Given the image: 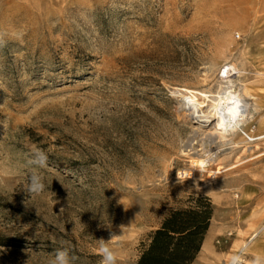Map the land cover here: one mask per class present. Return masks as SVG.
<instances>
[{"label":"rangeland","instance_id":"374dc122","mask_svg":"<svg viewBox=\"0 0 264 264\" xmlns=\"http://www.w3.org/2000/svg\"><path fill=\"white\" fill-rule=\"evenodd\" d=\"M221 86L245 115L190 121L212 98L177 88ZM251 128L264 132V0H0V264H50L58 248L101 264L100 241L136 264L195 196L211 202L220 264L245 243V264H264Z\"/></svg>","mask_w":264,"mask_h":264},{"label":"trees","instance_id":"16d2710c","mask_svg":"<svg viewBox=\"0 0 264 264\" xmlns=\"http://www.w3.org/2000/svg\"><path fill=\"white\" fill-rule=\"evenodd\" d=\"M208 197L195 196L186 208L175 209L149 236L136 264H191L209 227Z\"/></svg>","mask_w":264,"mask_h":264},{"label":"bare ground","instance_id":"6f19581e","mask_svg":"<svg viewBox=\"0 0 264 264\" xmlns=\"http://www.w3.org/2000/svg\"><path fill=\"white\" fill-rule=\"evenodd\" d=\"M242 3H246L249 0H241ZM227 74H225L224 77H226ZM180 92H187V93H198L202 96H210L212 99V111L204 113L201 110H198L192 108L189 106L190 111L187 113V117L190 121H193L195 123H207L211 122L214 119H216L215 127L218 129H224L226 125V120H231L232 118H235L236 115L243 116L245 115L246 109H248L247 103L242 101L240 98H236L237 96L228 91L227 87L221 86V89L217 91V93L214 94H204L202 92H193L192 90L186 89V88H177ZM191 97V96H190ZM239 106H242V108H238ZM222 133V132H220ZM199 165L203 164L202 160H199ZM244 249L247 248V243L243 245Z\"/></svg>","mask_w":264,"mask_h":264},{"label":"clouds","instance_id":"9594fccd","mask_svg":"<svg viewBox=\"0 0 264 264\" xmlns=\"http://www.w3.org/2000/svg\"><path fill=\"white\" fill-rule=\"evenodd\" d=\"M31 162L37 167H44L46 166L47 156L42 151H36ZM44 187L42 178L38 175H33L26 184L25 191L29 195H38L43 192ZM100 242L99 253L102 256L101 264H117V255L114 250L107 246V242ZM50 264H73V258L69 255L68 249L58 248Z\"/></svg>","mask_w":264,"mask_h":264},{"label":"crops","instance_id":"0c3cea01","mask_svg":"<svg viewBox=\"0 0 264 264\" xmlns=\"http://www.w3.org/2000/svg\"><path fill=\"white\" fill-rule=\"evenodd\" d=\"M210 228L207 230L200 250L191 264H220L223 258L222 252L213 244L211 239Z\"/></svg>","mask_w":264,"mask_h":264},{"label":"built area","instance_id":"2783aa9c","mask_svg":"<svg viewBox=\"0 0 264 264\" xmlns=\"http://www.w3.org/2000/svg\"><path fill=\"white\" fill-rule=\"evenodd\" d=\"M228 119L226 120V122ZM241 135L243 141L247 144H261V149L264 153V132H256L254 128L251 129H241ZM226 264H245V249L242 246L237 250L231 259Z\"/></svg>","mask_w":264,"mask_h":264}]
</instances>
